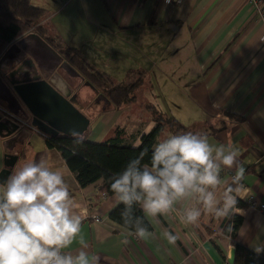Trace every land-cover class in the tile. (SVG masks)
I'll return each mask as SVG.
<instances>
[{
	"label": "crops",
	"instance_id": "0c3cea01",
	"mask_svg": "<svg viewBox=\"0 0 264 264\" xmlns=\"http://www.w3.org/2000/svg\"><path fill=\"white\" fill-rule=\"evenodd\" d=\"M30 4L44 12L39 21L43 38L60 48L75 49L113 84L114 71H119L121 80H134L136 72L144 71V77L148 73L140 66L121 64L114 70L118 58L152 52L156 45L153 41L164 39L162 34L171 39L187 36V54L194 56V71L201 76L190 86L194 118L198 113L205 118L185 126L201 128L203 132L215 130L208 135L210 143L239 150V160L246 169L242 181L246 190L238 200L247 207L238 214L242 222L235 240L252 252L255 246L264 245V40H260L264 25L252 14L246 0H30ZM157 27L160 31L152 34L151 29ZM174 54L180 58L186 55L182 48L175 49ZM170 103L168 109H178L176 102ZM126 109L127 106L101 112L91 142L98 143L96 137H105L120 119L118 112ZM116 127L128 136L124 144L136 147L139 137L150 132L154 123L148 116L138 123L124 118L123 124ZM32 132L42 142L32 145L28 136L20 150L23 154L18 153L9 175L24 163L41 157L47 159L50 168L60 170L71 195L81 206L86 250L98 258V264H227L233 245L216 234L206 235L202 229H218L221 222L211 216L202 217L195 226L181 223L176 214L161 217L160 225L149 223L146 218L155 238L127 236L123 227L107 218L116 206L113 195L98 194L99 182L80 188L58 152L45 146L43 135ZM167 134L161 132L153 145ZM250 170L255 174H250ZM222 177L228 179L229 173L222 172ZM164 228L180 233L176 245H169L163 238ZM125 239L129 243H123ZM79 247L76 243L70 250L75 252Z\"/></svg>",
	"mask_w": 264,
	"mask_h": 264
},
{
	"label": "clouds",
	"instance_id": "9594fccd",
	"mask_svg": "<svg viewBox=\"0 0 264 264\" xmlns=\"http://www.w3.org/2000/svg\"><path fill=\"white\" fill-rule=\"evenodd\" d=\"M146 155L142 151L110 178L113 201L123 205L127 236L155 238L146 218L160 225L161 217L176 214L181 223L195 226L204 216L223 222L243 214L237 204L246 190V169L238 149L210 143L206 133L186 131L161 137L148 161ZM225 171L228 179L222 177ZM80 208L63 173L50 168L45 157L24 163L0 183V264H98L86 250ZM136 208L144 215H136ZM220 231L231 233L232 225ZM162 235L173 246L180 239L167 228ZM76 243L80 247L73 252ZM254 251L264 252V245Z\"/></svg>",
	"mask_w": 264,
	"mask_h": 264
},
{
	"label": "trees",
	"instance_id": "16d2710c",
	"mask_svg": "<svg viewBox=\"0 0 264 264\" xmlns=\"http://www.w3.org/2000/svg\"><path fill=\"white\" fill-rule=\"evenodd\" d=\"M43 13L42 9L32 6L30 0H0V55L10 43L26 33L34 32L43 38L44 31L39 26ZM43 39L82 76L84 81H87L102 93L110 101L113 109L129 106L133 102L135 96L132 92L141 86L142 78L145 75L144 71L135 73L133 84H113L110 79L95 71L87 64L75 49L60 48L54 45L50 39ZM145 108L148 110V117L154 123V127L150 132L142 134L139 137V144L136 147L124 144V140L128 136L126 137L124 131L117 127L114 128L112 136L102 142L92 143L88 141L86 132L81 137H66L61 135L45 137V146L58 152L80 188H84L94 182H99L97 188L98 194L107 197L113 195L110 187V178L121 172L127 162L138 156L142 151L147 152L145 161H148L153 143L161 132L169 134L198 131L207 135L215 133V130L203 132L201 128L185 126L171 115L157 111L151 104H146ZM23 148L20 150H23ZM19 153L23 154L22 151H19ZM250 174L254 175L255 171L250 170ZM237 207L245 209L247 204L238 200ZM122 210L123 205H116L107 214L109 220L121 227L123 224L121 219ZM135 211L136 215L143 216L139 208H136ZM241 222V216L235 215L232 220L221 222L218 229L214 232L205 226H202V229L208 236H215L216 234L230 241L234 248L232 264H264V255L252 252L236 242L235 236ZM229 224L232 225L231 233L220 231L221 228H226ZM145 225L150 231V225L146 219ZM210 242L214 244L213 241ZM222 258L225 259L224 256Z\"/></svg>",
	"mask_w": 264,
	"mask_h": 264
},
{
	"label": "water",
	"instance_id": "95a60500",
	"mask_svg": "<svg viewBox=\"0 0 264 264\" xmlns=\"http://www.w3.org/2000/svg\"><path fill=\"white\" fill-rule=\"evenodd\" d=\"M15 53L22 54L16 62L11 59ZM11 67L8 82H4L0 74V106L22 120L26 119L27 113L29 126L45 137H75L72 133H80L81 137L87 132L91 114L82 112L76 106V99L100 104V112L113 109L102 93L84 81L56 50L34 32L24 34L1 53L0 71L5 72ZM63 73L78 82L68 84ZM87 92L89 99L83 100ZM27 137L26 129L0 114V183L7 179ZM233 253L234 248L229 251L227 264H232Z\"/></svg>",
	"mask_w": 264,
	"mask_h": 264
},
{
	"label": "rangeland",
	"instance_id": "374dc122",
	"mask_svg": "<svg viewBox=\"0 0 264 264\" xmlns=\"http://www.w3.org/2000/svg\"><path fill=\"white\" fill-rule=\"evenodd\" d=\"M158 31H160L158 27L151 29L152 34ZM162 37L164 39L153 41L156 44L154 50L146 52L144 56L135 53L132 57L127 56L117 59L114 70H117L121 64L132 68L140 66V68L146 69L148 73L142 78L141 86L133 90L132 94L135 96L133 102L127 106L125 111L118 112L117 115L120 119L116 120L110 131L104 135L105 137H96L97 142H102L111 137L114 128L119 124H123L124 118L135 119L136 123L140 119H146L148 116V110L145 108L146 104H151L157 110H164L166 113L169 110V115L175 116L184 125H191L194 122L204 120L205 115L203 113H198L194 118V102L191 98L190 86L195 81L200 80L201 76L194 71V56L187 54L189 48L187 36L183 35L181 38L171 39L170 37L165 38L166 35L162 34ZM178 48H182L186 55L181 58L176 56L174 51ZM179 66H181V69ZM114 77V84L119 85H130L135 80L129 77L121 80L119 71H114ZM174 87L179 88L175 89ZM170 101L176 102L178 109H168V106H171ZM100 115L102 113L95 110L92 111L91 116H88L90 122L87 140L90 142L94 137V133H96L97 126L94 127V125ZM204 130L207 131V128L204 127ZM28 136V143L30 142L32 145L42 142L41 137L32 131H28Z\"/></svg>",
	"mask_w": 264,
	"mask_h": 264
},
{
	"label": "built area",
	"instance_id": "2783aa9c",
	"mask_svg": "<svg viewBox=\"0 0 264 264\" xmlns=\"http://www.w3.org/2000/svg\"><path fill=\"white\" fill-rule=\"evenodd\" d=\"M248 6H250V9L252 11V14L259 20L263 22L264 25V4L263 0H246ZM260 40H264V29L263 33L261 34ZM0 114L4 117L10 119L15 124H17L19 127H22L26 130H32L35 131L32 127L29 126L27 122L22 120L20 117H17L15 115L10 114L7 112L3 107L0 106ZM37 132V131H35ZM45 137V136H44ZM103 197V195H101ZM260 209H263V206L260 205Z\"/></svg>",
	"mask_w": 264,
	"mask_h": 264
},
{
	"label": "flooded vegetation",
	"instance_id": "af4514ba",
	"mask_svg": "<svg viewBox=\"0 0 264 264\" xmlns=\"http://www.w3.org/2000/svg\"><path fill=\"white\" fill-rule=\"evenodd\" d=\"M22 56L21 53H15V55L12 56V61L16 62L19 60V58ZM13 69V67H11L10 69H7L6 68V71L5 72H2L0 71V74L4 80V82H8L9 81V78H8V73ZM63 76L64 78L66 79V81L68 82V84L72 85V84H76L78 82L77 79H74V78H69L67 77L64 73H63ZM14 79H18L17 77H14ZM83 100H87L89 99V95H88V92L86 95H84V97L82 98ZM76 106H78L80 108V110L82 112H86L88 114H92V111H95V110H99L100 108V104H92L91 102L89 103H83L81 99H76ZM25 122H29V115L26 113V119H24ZM27 122V123H28ZM29 124V123H28ZM1 141V140H0Z\"/></svg>",
	"mask_w": 264,
	"mask_h": 264
}]
</instances>
